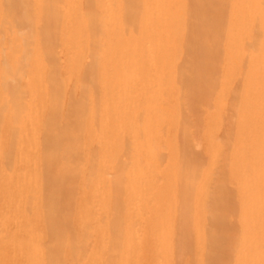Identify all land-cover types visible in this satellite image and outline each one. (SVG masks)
Wrapping results in <instances>:
<instances>
[{"label": "bare ground", "instance_id": "1", "mask_svg": "<svg viewBox=\"0 0 264 264\" xmlns=\"http://www.w3.org/2000/svg\"><path fill=\"white\" fill-rule=\"evenodd\" d=\"M0 264H264V0H0Z\"/></svg>", "mask_w": 264, "mask_h": 264}]
</instances>
